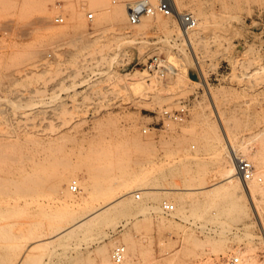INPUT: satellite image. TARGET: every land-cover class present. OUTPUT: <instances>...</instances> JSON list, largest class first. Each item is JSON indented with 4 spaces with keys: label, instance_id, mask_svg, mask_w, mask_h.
<instances>
[{
    "label": "rangeland",
    "instance_id": "rangeland-1",
    "mask_svg": "<svg viewBox=\"0 0 264 264\" xmlns=\"http://www.w3.org/2000/svg\"><path fill=\"white\" fill-rule=\"evenodd\" d=\"M132 1L105 0L96 12L90 0H0V152L16 151L20 160L4 164L0 153V201L7 200L0 202V264H111L117 244L127 247L125 264H217L239 252L242 261L264 264V0H177L181 12L199 20L189 42L174 17L151 18L146 26L111 18L116 6ZM89 10L96 12L92 23ZM59 13L65 24L55 23ZM156 56L180 75L146 70ZM141 72L148 80L137 84ZM183 105L184 121L164 115ZM9 135L16 150L1 148ZM227 139L257 168L253 198L244 200L249 220L236 211L225 219L218 210L227 201L211 192L226 183ZM20 151L34 153L29 173L51 175L47 187L60 182L57 195L78 180V206L61 203L54 211L42 198L41 208L40 201L18 198L10 183L14 192L6 188L1 179L22 174ZM49 162L59 166L52 173ZM152 162L154 183L147 174ZM143 186L181 189L166 194ZM121 195L77 228L51 237L58 225ZM14 197L19 201L8 203ZM164 201L176 210L165 212ZM43 210L55 217L39 218ZM223 222L242 230L232 240L210 231Z\"/></svg>",
    "mask_w": 264,
    "mask_h": 264
},
{
    "label": "bare ground",
    "instance_id": "bare-ground-1",
    "mask_svg": "<svg viewBox=\"0 0 264 264\" xmlns=\"http://www.w3.org/2000/svg\"><path fill=\"white\" fill-rule=\"evenodd\" d=\"M172 2H173V4H174V6H175V8L177 9V10H179V12H181L180 11V9H179V6H178V3H177V0H172ZM25 3H27V2H25ZM24 3V4H25ZM90 3L92 4V6L94 7V10L96 11V12H99L103 7H104V5H105V0H90ZM103 10V9H102ZM46 16H47V14H46ZM111 18L113 19V20H115V21H126L127 19H128V6H116L115 7V9H113V11H112V13H111ZM151 18H156L158 21H160V22H163V19L164 18H166L165 16H162V15H159V16H157V17H148V18H146L141 24H139L138 26H146L147 24H148V21L149 20H151ZM175 18V17H174ZM177 19H178V21H177ZM177 19H176V21H177V24H178V28L181 30V32L184 34V36L186 37V40L189 42V40H191V33H190V30H186L185 29V27L183 26V24L181 23V20H180V17H177ZM41 63V62H40ZM46 65V64H45ZM37 66V65H36ZM39 66V65H38ZM44 66V65H43ZM39 67H41V66H39ZM262 70L264 69L263 67L261 68ZM172 71V73H174V74H176V75H180L178 72H176L175 71V69L174 68H170V72ZM256 71V70H255ZM258 71V70H257ZM259 73V72H258ZM141 75H142V77L140 78V79H134V82L135 83H145V82H147V75H146V72H141ZM187 78V77H186ZM150 80H151V78H150ZM153 80V82L155 83L156 82V84H157V82H159V81H157L156 79H152ZM153 82H151V83H149V87H150V85H152V83ZM153 83V84H154ZM161 84V83H160ZM151 88V87H150ZM149 89V88H148ZM152 89V88H151ZM148 91V90H147ZM208 93H209V95L211 96V97H213L212 96V93L213 92H211V88L210 87H208ZM217 112V111H216ZM218 116L220 115L221 116V114H220V112H219V110H218ZM12 135H14V134H12ZM10 136V141H11V135H9ZM7 137V136H6ZM14 137V136H13ZM5 139H9V137L8 138H5ZM15 139H17V140H19V138L18 137H16L15 136ZM4 140V139H3ZM6 141V140H5ZM10 141L8 142V143H3V145L1 144V148H6L7 150H8V148H11V149H14V150H16V141H15V143H12V141H11V143H10ZM13 141H14V139H13ZM227 141H228V147L230 148V152L232 153V158H231V160H230V169H229V171L227 172V173H225L224 174V178H223V180L226 182L224 185H222L221 187H218L217 189H215L214 191H211L212 193H215V195L216 196H218L219 197V200H221V199H224L225 201H227V203H224L223 202V205L225 206H223V209H220V210H218V212H220V214L221 215H224V217L226 216V215H230V214H232V212H234V211H236V212H238L241 216H244V217H246V218H248V216H249V209L247 208V205L246 204H244V200L248 197V196H250V200H252L251 199V197L253 198V192L251 191V186H250V183H251V180L250 181H245V180H243V178L240 176V174H239V172H238V169H237V159L238 158H240V156L237 154V153H235L236 152V150L233 148V145H232V143H231V141L229 140V139H227ZM7 142V141H6ZM21 142V141H20ZM24 142V141H23ZM28 142V141H27ZM24 143H26V142H24ZM23 143V144H24ZM20 144V143H19ZM28 145L29 144H27V147H28ZM17 146H19V145H17ZM21 147V146H20ZM19 147V148H20ZM18 148V149H19ZM21 148H23V147H21ZM26 148V147H25ZM28 148H26L25 150H27ZM24 150V149H23ZM4 151V153H3V158H2V160L1 161H3L4 162V164H6L7 162H9V161H12L11 163L12 164H16L17 162H19L20 160H19V158L17 157V153H15L14 151H13V153H12V151H11V153H7L5 150H3ZM2 151V152H3ZM30 151H32V150H30ZM29 151V152H30ZM2 152H0V153H2ZM21 152V151H20ZM24 152V151H23ZM26 152H28V150L26 151ZM25 152V153H26ZM22 153V152H21ZM31 153V152H30ZM34 154V153H33ZM33 154H31V155H33ZM31 155H29V154H27L26 153V155H24L23 156V153H22V160L24 159L25 160V162H24V164H23V166H22V169H20L19 168V170L18 171H20V172H22V174L21 173H19L18 171V175H20L21 174V176L20 177H18V179H17V177L14 179H12V177L10 178V177H8V178H3V179H1L2 181L5 179L6 181H3L4 183H2L3 185L5 184V186H6V188L7 187H9V190L11 191V189H13V188H11L10 189V186H7L6 184L7 183H5V182H8V184L10 183L12 186L11 187H15V189L19 192V193H21V194H23V195H18V198H20L21 196H25V198H26V200H27V202L28 203H30L31 202V204H33L32 202H34V205H35V201H40V203H41V201L43 200L42 198H45V201L43 202V205L44 204H47V205H45V206H49V207H52L53 208V210H54V207H56L57 206V204L59 205V204H61V203H63V205L65 204V205H67V206H65L64 205V207H66V208H70V207H68V205H71V206H78V204H79V201L77 200V198L75 197L76 196V193L70 188V191H68V192H62L61 193V195H57V192L60 190V182H56V183H54V184H50L48 187L45 185L46 184V182L49 180V179H47V178H51V175H49V176H47L46 174H45V177H44V173L43 172H41L43 175L41 176V173H36V175L34 174V175H32L33 173H29L28 172V169H30V167H28L30 164H28V161L29 160H31L32 161V159H35V158H32L31 157ZM1 156H2V154H1ZM19 156V155H18ZM35 156V155H34ZM1 158V157H0ZM56 160V159H55ZM35 161V160H34ZM38 161V160H37ZM36 161V162H37ZM53 161V160H52ZM154 161V160H153ZM30 162V161H29ZM40 163H42L41 161H39ZM55 162V161H54ZM31 163V162H30ZM33 163V162H32ZM52 163V162H51ZM50 162H49V164L52 166V165H54V167H52V169L50 170V172L52 173V170L54 171V169H56V167H59L58 165L57 166H55V164H57V162L55 163V164H51ZM153 164L152 165H150L151 167H147L148 169V173H147V170H146V173L147 174H149L148 176L150 177L151 176V178L153 177V178H155V176L157 175V173H158V168H157V162H152ZM9 164V163H8ZM7 164V165H8ZM11 164V165H12ZM19 164H21V163H19ZM37 163H35V165H36ZM59 164H60V162H59ZM38 166H40V164H37ZM36 165V166H37ZM20 166V165H19ZM18 166V167H19ZM51 166L49 167V168H51ZM3 167V166H2ZM9 167V166H8ZM18 167H16V168H18ZM41 167H42V165H41ZM71 167V166H70ZM7 168V167H6ZM16 168H14V169H16ZM31 168H32V166H31ZM40 168V167H39ZM38 168V169H39ZM54 168V169H53ZM63 168V167H62ZM69 168V167H68ZM13 169V170H14ZM35 169V168H34ZM6 172H7V170L9 171V170H12V166L11 167H9V169H4ZM31 170V169H30ZM44 170V169H43ZM65 170H67V169H65ZM64 170V171H65ZM33 171H36V170H33ZM40 171H42V169L40 170ZM46 171H49V169L47 170V168L44 170V172H46ZM57 171V170H56ZM145 171V170H144ZM143 171V172H144ZM2 172V171H1ZM11 172V171H10ZM14 172H15V170H14ZM49 172V173H50ZM3 173H5L4 171H3ZM48 173V174H49ZM54 174H56V173H54ZM59 174H60V172H59ZM59 174H56V175H59ZM144 174V173H143ZM146 174V175H147ZM18 175H16V176H18ZM5 176V175H4ZM4 176H2V177H4ZM12 176V175H11ZM14 176V175H13ZM47 177V178H46ZM57 177V176H56ZM10 178V179H9ZM153 178H152V183H154L155 181V179L153 180ZM64 180V179H63ZM262 180V179H261ZM145 183V182H144ZM49 184V183H48ZM47 184V185H48ZM148 184V183H147ZM149 184H151L150 182H149ZM155 184H157V183H155ZM155 184H151V185H155ZM4 186V187H5ZM149 186V185H148ZM158 186V185H157ZM46 187V188H45ZM70 187V186H69ZM157 188H160V189H163L164 190V193H169L171 190H175V189H181V187L179 186V187H173V188H168V187H156V186H152V187H145L144 188V186H143V190H145V192L147 191V190H149V189H157ZM204 188V187H203ZM3 189H5V188H3ZM2 189V190H3ZM5 190H7V189H5ZM14 190V189H13ZM11 191V192H14V191ZM16 190H15V192H16ZM67 191V190H66ZM6 191H4V192H2V193H5ZM80 192H81V190H80ZM9 193V192H8ZM13 194V193H12ZM15 194H17V193H15ZM5 195V194H4ZM8 195V194H7ZM6 195V196H7ZM10 195H11V193H10ZM248 195V196H247ZM13 196V195H12ZM15 196H17V195H15ZM8 197V196H7ZM11 196H9V198H10ZM124 197V195H121V196H118V197H116V198H114V199H111V200H109L108 202H106L105 204H103L100 208H98L97 210H95V211H93V212H91V213H89L88 215H86V216H84L83 218H81V219H79V220H76V221H74V222H72V223H70V224H67V225H64V226H61V225H58L59 227L56 229V230H53L52 231V236L51 237H53L54 239L55 238H58V237H60V236H62V235H64V234H66V233H68V232H70L71 230H73L74 228H77L79 225H81V224H83L85 221H87V220H89L92 216H94L95 214H97L98 212H102L103 210H105V209H108L109 207H111V206H113V205H115L116 203H118L119 201H121V199ZM9 198H7V199H9ZM221 198V199H220ZM17 198H15L14 197V199L12 200V198H11V200H8V203H13L14 204V201L16 200ZM22 199H24V197H22ZM3 199H1V201H2ZM25 200V199H24ZM223 200V201H224ZM0 201V202H1ZM5 201H7L6 199H5ZM4 200H3V203L5 202ZM18 201H19V199H18ZM18 201H15V202H18ZM247 201V200H246ZM6 203V202H5ZM246 203V202H245ZM1 204H2V202H1ZM216 204V203H215ZM214 204V205H215ZM42 205V203H41V208H44V207H42L43 206ZM62 205V206H63ZM38 206H39V204H38ZM174 206H175V209H174V211L176 210V205L174 204ZM71 208H74V207H71ZM56 209V208H55ZM59 209V208H58ZM58 209H56V211L58 210ZM61 209H59L58 211H60ZM1 211V210H0ZM3 211V210H2ZM55 211V210H54ZM159 211V210H158ZM9 212V211H8ZM7 211L5 212V211H3V213H2V219H4V217H6L7 216ZM41 213V215L39 214V213H37V215L39 216L40 215V217L39 218H46V219H50L51 218V216L52 217H55V213L53 212V211H42V212H40ZM57 213V212H56ZM59 213H61V212H59ZM10 215H11V213H9ZM58 214V213H57ZM56 214V216L58 217V218H56V219H59V218H61L62 217V215H57ZM9 216V215H8ZM50 217V218H49ZM232 217V216H231ZM246 218H244V220L246 219ZM252 218V217H251ZM55 219V221L54 222H56L57 220ZM62 219V218H61ZM61 219H59L58 221L59 222H61L62 220ZM225 219H226V217H225ZM232 219V218H231ZM231 219H229V222L231 221ZM220 220H222V219H220ZM219 220V221H220ZM247 220H249V218L247 219ZM251 220V219H250ZM246 221V220H245ZM39 223V222H38ZM58 223V222H57ZM221 223V222H220ZM251 223V221H247V223H245L243 226H247L248 224H250ZM59 224V223H58ZM231 224V223H230ZM37 225V224H36ZM39 225V224H38ZM51 228H55V227H51ZM1 230L3 231V234H5L4 235V238L5 239H9L11 236H10V234H9V232H8V228H7V226H2V228H1ZM241 230H242V228L239 226V225H229V224H227L226 222H223L221 225H219V226H217V228H215V229H212V230H210L211 232H213V233H215V234H220V235H223L224 237H228L227 238V240L230 238V240H232L233 238H236V236L238 235V233L239 232H241ZM209 231V230H208ZM209 231V232H210ZM210 232V233H211ZM208 233V232H207ZM216 237V236H215ZM214 237V238H215ZM232 238V239H231ZM229 251H234V248L232 247V246H230V248H229ZM106 252H107V250H106ZM105 252V253H106ZM101 253V252H100ZM103 253V252H102ZM226 253V252H225ZM242 253L241 252H239L238 253V256H240V257H242ZM101 256L103 257V255L101 254ZM106 256V255H105ZM128 256V255H127ZM107 258V257H106ZM24 259V258H23ZM23 259H22V261H23ZM21 263V262H20ZM126 263H128L127 262V260H126ZM256 263V261H255V258H253V257H250V258H244L243 259V261H242V264H255Z\"/></svg>",
    "mask_w": 264,
    "mask_h": 264
},
{
    "label": "built area",
    "instance_id": "built-area-1",
    "mask_svg": "<svg viewBox=\"0 0 264 264\" xmlns=\"http://www.w3.org/2000/svg\"><path fill=\"white\" fill-rule=\"evenodd\" d=\"M117 3V0H113ZM128 6V22L130 25L136 26L141 24L148 17H157L159 15L165 17H180L181 23L185 29L191 30L198 26L199 20L191 12H179L172 2V0H134L127 3ZM86 18L89 22H94L96 19L95 11H87ZM57 24H65L66 18L63 13H59L54 19ZM146 70L153 72L160 76H165L170 72V64L168 60L160 56L154 57L149 63L146 64ZM188 113L186 105H183L177 110H165L164 115L175 121H184ZM237 169L240 176L245 181H250L256 178L257 168L255 164L247 159H237ZM70 188L79 193L81 188L78 180H73ZM141 192L136 193L138 199L141 198ZM163 210L165 212H173L175 209L174 204L168 201L163 202ZM128 250L124 244H117L111 252V264H125L127 260ZM217 264H242V258L237 254L227 256L219 261Z\"/></svg>",
    "mask_w": 264,
    "mask_h": 264
}]
</instances>
